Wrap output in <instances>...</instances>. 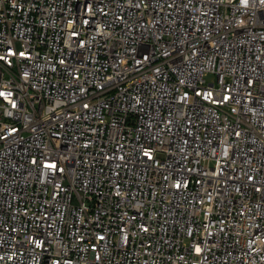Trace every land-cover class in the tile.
Masks as SVG:
<instances>
[{
	"label": "built area",
	"instance_id": "built-area-1",
	"mask_svg": "<svg viewBox=\"0 0 264 264\" xmlns=\"http://www.w3.org/2000/svg\"><path fill=\"white\" fill-rule=\"evenodd\" d=\"M0 264H264V0H0Z\"/></svg>",
	"mask_w": 264,
	"mask_h": 264
},
{
	"label": "rangeland",
	"instance_id": "rangeland-1",
	"mask_svg": "<svg viewBox=\"0 0 264 264\" xmlns=\"http://www.w3.org/2000/svg\"><path fill=\"white\" fill-rule=\"evenodd\" d=\"M213 78H214L213 75H209V76L207 77L208 80H212Z\"/></svg>",
	"mask_w": 264,
	"mask_h": 264
}]
</instances>
